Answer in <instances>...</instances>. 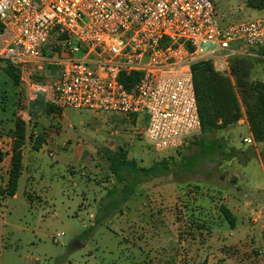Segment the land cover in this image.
Returning a JSON list of instances; mask_svg holds the SVG:
<instances>
[{"label":"rangeland","instance_id":"obj_1","mask_svg":"<svg viewBox=\"0 0 264 264\" xmlns=\"http://www.w3.org/2000/svg\"><path fill=\"white\" fill-rule=\"evenodd\" d=\"M247 1L214 0L221 25L264 18V10L248 7ZM5 68L0 62V136L9 141L0 149L11 151L17 118L27 121L32 138L58 134L55 142H69L71 149H59L50 156L48 147L35 151L31 144L26 146L32 177L21 178L15 197L1 193L6 176L0 173V264H185L184 249L178 245L189 228L185 224L196 216L189 215L190 205H185L186 194L180 188L208 196L217 208L240 179L244 190H264L258 162L260 157L264 163V144L253 146L257 157L243 165L245 170L228 154L233 148L246 150L252 145L243 143L231 129L208 135L218 143L213 151L207 138L200 136L188 147L159 154L144 139L146 114L74 108L49 112L48 104H34L28 88L17 85ZM262 80L264 61L256 60L251 81ZM76 148L80 149L76 152ZM119 154L136 160L139 167L162 165L142 178L143 184L128 202L106 214L101 207L117 182L109 170V158ZM173 222L180 227L178 241L173 240ZM197 229L193 223L192 230ZM59 233L64 235L56 241Z\"/></svg>","mask_w":264,"mask_h":264},{"label":"built area","instance_id":"obj_2","mask_svg":"<svg viewBox=\"0 0 264 264\" xmlns=\"http://www.w3.org/2000/svg\"><path fill=\"white\" fill-rule=\"evenodd\" d=\"M263 47L264 18L222 26L214 0H0V62L20 85L58 110L146 114L159 154L202 135L193 65Z\"/></svg>","mask_w":264,"mask_h":264},{"label":"trees","instance_id":"obj_3","mask_svg":"<svg viewBox=\"0 0 264 264\" xmlns=\"http://www.w3.org/2000/svg\"><path fill=\"white\" fill-rule=\"evenodd\" d=\"M247 4L250 8L264 10V0H248ZM253 51L260 57H235L231 60L233 80L219 72L211 61H200L193 65V76L202 121V137L236 125L243 116L242 106H244L255 141L258 144H264V80L251 81L254 62L256 60L264 61V47L253 49ZM5 72L17 85L21 83L19 71L11 65H6ZM47 107L49 112L58 111L50 103ZM13 138L9 180L7 187L1 190L3 195L9 197H14L18 192L24 170V149L26 146L30 147L31 144L34 150H41L47 141V135L38 134L35 137L34 134L32 138L28 134L27 121L17 118ZM195 143L197 144V141ZM212 146L210 151L217 147L216 144ZM6 155L0 149V166ZM256 157L257 153L254 147L246 150L233 148L228 154L230 160L236 159L244 166ZM161 165L156 164L150 168L139 167L136 160L127 159L125 154L109 158V170L117 182L107 193L106 199L109 200L104 202L105 205L101 207L102 212L110 214L119 209L121 204L126 203L134 196L140 176L157 171ZM221 211L229 225L234 228L236 218L233 214L225 206L221 207Z\"/></svg>","mask_w":264,"mask_h":264},{"label":"crops","instance_id":"obj_4","mask_svg":"<svg viewBox=\"0 0 264 264\" xmlns=\"http://www.w3.org/2000/svg\"><path fill=\"white\" fill-rule=\"evenodd\" d=\"M212 62L219 72L233 80L231 75V64L230 68H227L220 61ZM30 99L34 102V104L39 101H44L45 104H49L43 96L35 97L31 94ZM242 115L241 120L236 125L224 130H217L215 133L226 131L228 129L234 130L239 135L240 140H243V143H245L244 140L247 138L252 139L253 143L248 145L255 147L258 143L255 141L251 132L246 108L244 106H242ZM134 118H137V120L139 119L138 117ZM14 130L15 127L13 128V132ZM243 132H247L249 134L243 137ZM215 133L208 135H214ZM57 137L58 134H56L55 137H52L49 132L47 141L42 147V149L44 147L51 149L50 156L51 154L54 155L57 153L59 149H71L69 142H55ZM202 138L203 137L201 136V139ZM207 140L211 145L218 144L216 139H211L209 137ZM8 141L9 140H7L6 137L0 136V148L8 143ZM12 142L14 143L13 136L10 137V145ZM12 147L10 146L11 151H9V153H6L1 149L7 154L3 164L0 166V173L3 176H6L5 188L8 184L9 172L11 169V159L13 154ZM78 149L80 148H76L75 151L77 152ZM26 152L27 151L25 149L23 160L24 170L21 178L26 177L27 179H31L32 169L30 168L32 167H30V165L26 162ZM30 157L31 156H29V158ZM7 161L8 164L6 166L5 164ZM258 162L261 165L262 173H264V163L260 157H258ZM240 169L245 170L241 164ZM3 171L6 174H3ZM150 174H142L140 176V182L137 185L136 191L140 188L141 184H143L142 178L147 177ZM154 176L155 175L153 174V179ZM241 182L242 180L240 179L239 183L235 185L231 191H228L224 195V201L221 203L220 208H217V204L211 205L209 203L208 196H203V194L197 195L196 193H193L197 191H194L192 188L188 189V191H183L179 187L180 190L186 194V197L184 198V201H186L185 205H187V203L190 205V212H188L189 215L196 216L194 222L188 220L189 224H185L186 228L187 226L189 228L187 231L185 229L186 233L183 241H181L178 245V247L184 249L183 252H181V259H183L182 261L185 264H264V190L257 187H250L247 190H244ZM90 186L92 187L93 185ZM203 191L204 190H201L200 193ZM222 206H225L236 218V225L234 228L229 225L227 220L219 212L221 211ZM193 223L194 226H199V229H197L196 232L192 230ZM171 226L175 234L173 240L178 241L180 238H178L179 236H177V234L178 232L180 233V231H178L180 227L177 222H173ZM227 226L231 227V231L227 230ZM160 260L161 258H159L158 261ZM158 263L162 264L160 262Z\"/></svg>","mask_w":264,"mask_h":264}]
</instances>
